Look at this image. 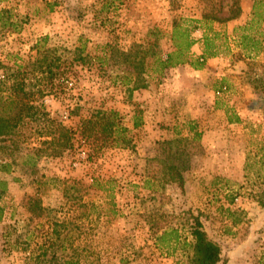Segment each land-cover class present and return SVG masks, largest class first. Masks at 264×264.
I'll use <instances>...</instances> for the list:
<instances>
[{
  "label": "rangeland",
  "instance_id": "374dc122",
  "mask_svg": "<svg viewBox=\"0 0 264 264\" xmlns=\"http://www.w3.org/2000/svg\"><path fill=\"white\" fill-rule=\"evenodd\" d=\"M254 2L0 0V94L18 79L37 91L44 75L34 59L61 58L70 82L39 102L73 129L74 143L61 153L42 143L52 124L39 117L0 137V162H13L0 170V264H193L191 215L220 244L217 264H264V10ZM175 22L192 30L191 58L203 64L159 76L150 63L148 87L121 82L138 74L122 52L149 47L153 62V52L173 49ZM205 35L215 54L202 61ZM99 107L119 112L129 144L82 142L80 120ZM30 152L34 168L22 159ZM169 154L186 168L183 186L167 173ZM34 197L48 216L30 210ZM49 218L70 221L66 231Z\"/></svg>",
  "mask_w": 264,
  "mask_h": 264
},
{
  "label": "trees",
  "instance_id": "16d2710c",
  "mask_svg": "<svg viewBox=\"0 0 264 264\" xmlns=\"http://www.w3.org/2000/svg\"><path fill=\"white\" fill-rule=\"evenodd\" d=\"M263 7L264 2L261 0H255L254 9ZM6 10V9H3ZM251 24L257 22V17L263 16L262 12H255ZM3 15V11L0 10V17ZM2 20V18H1ZM11 27L15 25L14 22L8 21ZM252 29V27H248ZM171 38L173 40V49L165 54L162 51L153 52L154 60L149 62L148 53L149 47L138 48V50L133 54V52H122L123 58L126 61H130L134 64L138 70L137 78L132 77V71L124 73L120 76L121 82L125 83L133 89L146 88L149 86L147 79L143 75L149 71L150 63L155 67L154 72L157 75L162 76L167 69L176 67L182 64L190 63L195 64L200 67L203 62H193L191 58V47L195 44L196 39L192 34V30L188 26L181 25L175 22L171 32ZM251 39L249 34H242V39ZM213 38L209 35L204 37V52L203 60L207 56L214 55L215 53L211 50ZM141 46V45H140ZM139 46V47H140ZM40 48V47H39ZM134 50V49H133ZM40 49L37 50V54ZM78 58L86 61V55L81 51H78ZM75 60V59H74ZM35 68L44 75V81L41 83L37 91L28 90L26 87L28 83L26 79H18L11 84V91L0 94V137L6 135L10 130L14 133V129L19 127L22 122L26 120H34L36 118H42L46 122H51L52 126H49L48 138H45L42 143L44 144H59L63 152L66 149L72 148L73 143V129L63 125L61 121L50 116V112L44 107L43 101L39 102L41 98L48 95L49 93H63L67 84L70 82L72 77V71L63 62L61 58H57L55 55L48 56L45 54L43 57H36L33 61ZM73 64V63H71ZM22 67L21 64L18 65L17 71H20ZM42 87V88H41ZM38 93V96H36ZM134 126L137 127L141 124V120L135 116ZM11 127V128H10ZM10 129V130H9ZM129 128L121 123L120 114L115 109H104L102 107L92 110L87 117L81 118L79 125V132L83 138L82 142L90 143L91 139L98 140L100 143H113L115 145H127L130 143L131 138L128 137L127 131ZM172 154H169L166 163L167 173L170 175V179L175 180L181 186L185 183L184 176V166H182L178 161L172 159ZM180 158V155H175L174 158ZM23 162L29 164L30 167L34 168L37 164L38 157L33 153H26L22 156ZM13 162L2 161L0 162V170L9 172L12 169ZM7 189V181L0 180V193ZM30 210L36 213L38 216L45 212L48 216L49 209L42 205L41 199L39 197H34L29 200ZM3 215V207L0 206V219ZM190 228L192 236V247L194 250L192 262L193 264H217L221 257V246L218 242L213 240L204 228L203 222L200 220L199 216L191 215ZM50 219V218H49ZM53 221L55 230L58 226H61L59 232L66 231L65 228L68 227L70 221L61 220L60 222L55 219H50ZM178 231L175 228L170 230H165L160 234L159 239L169 240L171 234H176ZM176 241L178 239L176 238ZM56 241L50 242L48 246H43L42 252L38 254H33L32 258H38L47 254L50 247H54ZM79 259L77 258H66L62 264H79Z\"/></svg>",
  "mask_w": 264,
  "mask_h": 264
}]
</instances>
